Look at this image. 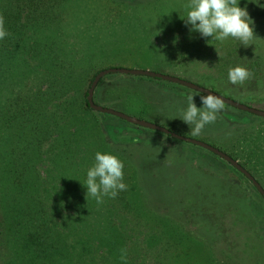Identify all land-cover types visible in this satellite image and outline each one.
I'll list each match as a JSON object with an SVG mask.
<instances>
[{
    "label": "rangeland",
    "instance_id": "rangeland-1",
    "mask_svg": "<svg viewBox=\"0 0 264 264\" xmlns=\"http://www.w3.org/2000/svg\"><path fill=\"white\" fill-rule=\"evenodd\" d=\"M72 3L87 6L82 7L83 13L78 11L72 15L78 18L70 27L74 41L82 45L85 53L97 58V64L92 65L97 67L95 70L99 69L98 73L110 68L162 73L264 111V9L247 4L256 37L252 45L244 47L232 38L222 43H208L199 33H190L181 19L187 0H72ZM244 5L245 0H241L240 6ZM99 39H106L110 44L100 43ZM118 48L117 57H113L110 51ZM122 52L141 60L133 58L126 62ZM111 58L116 64H106L111 63ZM236 65L247 67L253 73L242 86L233 85L227 79L229 67ZM83 69H90L89 76H92V66L85 65ZM29 74L21 73L13 91L22 90L24 83L20 82ZM95 94V104L100 107L218 149L247 170L264 190V118L224 104L216 122L193 136L177 117L186 108L188 95H196L195 103L201 106L200 93L153 78L113 74L103 78ZM10 96L7 90L0 99L8 100ZM102 125L103 130L111 129L118 136L119 143L111 146L126 151L124 156L139 171L138 180L151 190L152 198H164L171 203L165 210L159 206L156 211L147 209L143 214L154 217L152 227L159 232L157 238L168 243L165 260L147 264H264V235L259 229L264 227V200L242 174L213 153L164 134L123 125L120 131L113 129L115 125L108 121ZM14 132L10 125L0 124V148L4 151ZM1 192L7 194L8 203L0 204V264H92L91 260H72L71 252L65 260H30L23 246L19 247L22 234L19 244L9 246L3 215L10 214L8 219L17 218L11 227L19 233L20 203L15 201L17 196L9 197L12 190L7 184ZM142 229L145 231V226ZM144 231L138 235H144ZM66 238L70 245L74 238L71 232ZM127 261L130 260H107V263L127 264ZM134 261V264L141 262Z\"/></svg>",
    "mask_w": 264,
    "mask_h": 264
},
{
    "label": "trees",
    "instance_id": "trees-1",
    "mask_svg": "<svg viewBox=\"0 0 264 264\" xmlns=\"http://www.w3.org/2000/svg\"><path fill=\"white\" fill-rule=\"evenodd\" d=\"M82 7L87 6L72 0H0V21L9 33L0 41V96L7 90L11 95L8 100L0 99V124L15 130L6 151L0 148V204L8 203L7 194L1 192L7 184L12 190L9 197H18L15 201L20 203L22 219L18 233L11 227L17 218L3 215L6 242L9 246L19 244L22 234L19 247L23 246L30 260H65L68 252L72 260H91L92 264L165 260L168 243L157 238L159 232L152 227L154 217L143 214L159 206L165 210L171 203L152 198L151 190L138 180L139 171L124 156L126 151L111 146L120 139L111 129L103 130L102 122H112L113 129L120 131L123 127H140L97 113L87 102L90 84L99 69L93 66L97 58L85 53L73 38L70 24L78 16L72 15L83 13ZM94 40H88V44ZM99 42L110 44L106 39ZM119 48L110 54L117 57ZM126 54L122 56L126 62L141 60ZM114 60L106 64H116ZM85 65L94 68L92 76L90 69H83ZM25 71L30 74L21 80L22 90L13 91ZM95 97L94 92V103ZM97 151L111 152L124 162L128 185L127 191L114 199L105 197L102 204L86 197L81 184ZM67 211L72 213L68 215ZM259 229L264 235V227ZM143 231L144 235H138ZM69 232L74 237L70 245L66 238Z\"/></svg>",
    "mask_w": 264,
    "mask_h": 264
},
{
    "label": "clouds",
    "instance_id": "clouds-1",
    "mask_svg": "<svg viewBox=\"0 0 264 264\" xmlns=\"http://www.w3.org/2000/svg\"><path fill=\"white\" fill-rule=\"evenodd\" d=\"M255 4L264 9L261 0H245L241 7V0H187L186 12L181 18L190 33H199L209 43L210 41L224 42L232 38L240 42V46L252 45L255 39L254 21L247 10V4ZM9 33L0 21V41ZM211 39H207V38ZM253 77L247 67L236 65L229 67L228 82L233 85H243ZM196 95L186 97V108L177 117L188 126L191 134L197 136L206 125L215 123L218 114L225 107L222 98L211 93L199 95L201 106L195 103ZM125 164L111 152L97 151L93 162L86 171V178L82 186L86 189V197L94 198L97 204L104 203L105 197L114 199L121 192L127 191L125 182Z\"/></svg>",
    "mask_w": 264,
    "mask_h": 264
},
{
    "label": "water",
    "instance_id": "water-1",
    "mask_svg": "<svg viewBox=\"0 0 264 264\" xmlns=\"http://www.w3.org/2000/svg\"><path fill=\"white\" fill-rule=\"evenodd\" d=\"M113 74H119V75H125V76H128V75L129 76H138V77L140 76V77L159 79L162 81H166V82H170L173 84L183 86L187 89H190V90L195 91L197 93H200L202 95L207 94V93H211L213 95H216V96L222 98L224 104L227 106L233 107L237 110H240V111H243V112L258 116V117H262V118H264V111H260L257 109L250 108L246 105L235 102V101L228 99V98H226L220 94L212 92L208 89L200 87V86L193 84L191 82H188L186 80H183V79H180L177 77H173V76H169V75H165L162 73H156L153 71L141 70V69L110 68V69L103 70L95 76V78L93 79V81L89 87L88 94H87V102H88L89 107L97 113L111 115V116L119 118V119H121V120H123V121H125L131 125H135V126H138V127L144 128V129H148V130H152V131L164 134L166 136L171 137L174 140L181 141L183 143H187V144H190L193 146H197V147H200L202 149H205V150L213 153L214 155H216L217 157H219L220 159H222L223 161L228 163L230 166H232L240 174H242L249 182H251V184L261 194V196L263 197V200H264V190L259 185V183L253 178V176L247 170H245L242 166H240L238 162H236L235 160H233L232 158H230L229 156H227L223 152L219 151L218 149H216V148H214V147H212L206 143H203L201 141L194 140L191 138H187V137L175 134V133H173V132H171V131H169V130H167V129L159 126V125H156V124H153V123H150L147 121L136 119L134 117L128 116V115L123 114L121 112H117L113 109L103 108V107L96 105L94 103L93 96H94V92H95V89H96L98 83L104 77H106L108 75H113Z\"/></svg>",
    "mask_w": 264,
    "mask_h": 264
}]
</instances>
